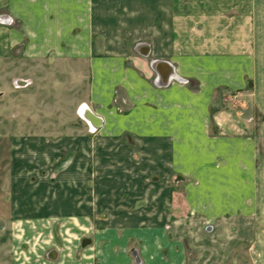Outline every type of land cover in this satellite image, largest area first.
Wrapping results in <instances>:
<instances>
[{
  "label": "crops",
  "instance_id": "0c3cea01",
  "mask_svg": "<svg viewBox=\"0 0 264 264\" xmlns=\"http://www.w3.org/2000/svg\"><path fill=\"white\" fill-rule=\"evenodd\" d=\"M16 50L26 58L87 65L83 107L99 129L97 152L127 159L132 152L123 143L129 137L152 166H160L154 170L162 179L168 172L188 177L206 189L210 204H257L254 259L264 264V118L256 116L264 113V0H0V61ZM165 64L189 84L163 86ZM246 78L252 90L247 112L239 115L221 103L217 89L243 94ZM131 169L120 162L108 168L124 181ZM78 218L69 226L82 236L88 216ZM242 230L233 236L241 238ZM102 232L108 242L100 249L103 236L96 235L80 262L54 250L51 258L92 264V250L101 264H132L120 250L125 239L117 240L111 228ZM201 232L195 234L200 241L216 239ZM139 249L143 264H185L181 254H168L171 244L149 241Z\"/></svg>",
  "mask_w": 264,
  "mask_h": 264
},
{
  "label": "rangeland",
  "instance_id": "374dc122",
  "mask_svg": "<svg viewBox=\"0 0 264 264\" xmlns=\"http://www.w3.org/2000/svg\"><path fill=\"white\" fill-rule=\"evenodd\" d=\"M16 51L0 61V264H59L50 257L54 251L62 258L72 253L78 263L96 235L103 236L100 249L108 242L102 231L110 228L117 240L125 239L120 250L132 264H143L139 247L149 241L173 245L168 254H181L185 264H257V204H210L206 189L188 177L168 172L162 179L154 170L159 165L152 166L129 137L123 143L132 152L128 160L97 152L99 129L91 131L94 125L82 119L90 113L83 108L91 80L87 65L49 56L31 59ZM174 81L189 84L178 76L167 84ZM251 90L252 79L246 78L243 94L221 87L217 95L242 115ZM115 162L132 165L130 180L119 179L121 172L113 176L108 168ZM84 213L88 230L71 233L70 223L78 224ZM239 226L246 232L236 238ZM199 230L216 239L198 240ZM90 253L88 260L101 264L96 252Z\"/></svg>",
  "mask_w": 264,
  "mask_h": 264
},
{
  "label": "bare ground",
  "instance_id": "6f19581e",
  "mask_svg": "<svg viewBox=\"0 0 264 264\" xmlns=\"http://www.w3.org/2000/svg\"><path fill=\"white\" fill-rule=\"evenodd\" d=\"M165 67H166V69H169L170 71H167L168 72V74L164 77V85L165 84H167L168 83V79H169V77L171 76V77H177V76H175V74H174V72H173V70H172V68L169 66V65H164ZM83 108H85V107H83ZM87 109V108H86ZM88 110L89 109H87L86 111L88 112ZM88 114H91V113H87L85 116H84V118L89 122V121H91L92 119H90L89 118V120L87 119V117H88ZM90 117H92V116H90ZM90 123V122H89Z\"/></svg>",
  "mask_w": 264,
  "mask_h": 264
},
{
  "label": "water",
  "instance_id": "95a60500",
  "mask_svg": "<svg viewBox=\"0 0 264 264\" xmlns=\"http://www.w3.org/2000/svg\"><path fill=\"white\" fill-rule=\"evenodd\" d=\"M90 116H92V114H88L87 119L89 120V118H90V119H92L91 122H93L95 117L94 116L90 117ZM50 257L53 258V253L50 255Z\"/></svg>",
  "mask_w": 264,
  "mask_h": 264
},
{
  "label": "built area",
  "instance_id": "2783aa9c",
  "mask_svg": "<svg viewBox=\"0 0 264 264\" xmlns=\"http://www.w3.org/2000/svg\"><path fill=\"white\" fill-rule=\"evenodd\" d=\"M176 79H178V78H176ZM81 106H83V105H81ZM80 108V107H79ZM81 117V116H80ZM84 121H86L87 122V125H89V122L85 119V118H82ZM90 126V125H89ZM93 128H92V130L91 131H94L95 130V128H94V126H92ZM91 128V127H90Z\"/></svg>",
  "mask_w": 264,
  "mask_h": 264
}]
</instances>
